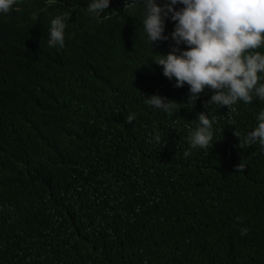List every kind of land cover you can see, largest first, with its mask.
<instances>
[{
    "label": "clouds",
    "instance_id": "9594fccd",
    "mask_svg": "<svg viewBox=\"0 0 264 264\" xmlns=\"http://www.w3.org/2000/svg\"><path fill=\"white\" fill-rule=\"evenodd\" d=\"M259 101L264 0H0V264H264Z\"/></svg>",
    "mask_w": 264,
    "mask_h": 264
},
{
    "label": "trees",
    "instance_id": "16d2710c",
    "mask_svg": "<svg viewBox=\"0 0 264 264\" xmlns=\"http://www.w3.org/2000/svg\"><path fill=\"white\" fill-rule=\"evenodd\" d=\"M253 107L255 109H259L261 107H264V102H255L253 103ZM256 167L258 169L259 175H260V189L264 195V162L257 163ZM144 173V167L138 166L135 170V173L133 174V177L135 180H138L142 177ZM174 230L187 232L188 234L194 235L197 238H205L209 241V245L211 247H214L216 245L226 243L225 233H224V224L220 219L212 220V221H204L199 227L193 228L190 225H187L182 222H177L174 226ZM258 242H254L250 245L249 248H256L258 246ZM258 253L259 255H264V238L260 241L259 247H258ZM231 262L230 259L227 260V263L229 264ZM211 264H224L220 260H214L210 262Z\"/></svg>",
    "mask_w": 264,
    "mask_h": 264
},
{
    "label": "bare ground",
    "instance_id": "6f19581e",
    "mask_svg": "<svg viewBox=\"0 0 264 264\" xmlns=\"http://www.w3.org/2000/svg\"><path fill=\"white\" fill-rule=\"evenodd\" d=\"M111 21H113V20H111ZM115 21V20H114Z\"/></svg>",
    "mask_w": 264,
    "mask_h": 264
}]
</instances>
